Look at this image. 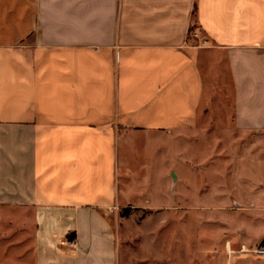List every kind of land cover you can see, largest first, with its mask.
Instances as JSON below:
<instances>
[{
  "label": "crops",
  "instance_id": "1",
  "mask_svg": "<svg viewBox=\"0 0 264 264\" xmlns=\"http://www.w3.org/2000/svg\"><path fill=\"white\" fill-rule=\"evenodd\" d=\"M0 208L32 264H122L126 211L151 264H264V0H0Z\"/></svg>",
  "mask_w": 264,
  "mask_h": 264
},
{
  "label": "rangeland",
  "instance_id": "2",
  "mask_svg": "<svg viewBox=\"0 0 264 264\" xmlns=\"http://www.w3.org/2000/svg\"><path fill=\"white\" fill-rule=\"evenodd\" d=\"M196 27L197 26L195 25V28ZM195 28L190 38L192 41H196L197 39L195 37ZM215 135H218L217 137L222 139L221 134L217 133ZM255 142H259V139L251 138V143L253 144ZM220 148L221 144L219 145V149ZM214 156L216 159V154L210 153L206 160L210 161L214 159ZM223 158L226 159L227 157L224 156ZM209 190L210 186L207 185L204 189V192L207 193ZM124 213L125 212H122V218L127 219V221L118 225L119 229L123 230L124 233L122 237V248L120 249L122 264H151L153 257L151 250L148 249L147 245L145 244V227L141 224L147 213H136L137 215L134 218H130V216H126ZM119 214H121V212H119ZM261 223H264V220H256V224H254L256 225V228H259L260 225L261 227L264 226ZM33 225V217L24 215L21 216L18 211L0 208V264H17L19 259L21 260L22 258V260L25 259L27 264L33 263ZM140 226H142L143 229L140 231V233H137V229ZM252 234L253 233H250L251 236H254ZM263 243L264 241L260 242V246ZM255 249L246 253L242 252V255H249V258L252 260L264 258V256H257L254 254L253 251ZM159 263L161 264V258Z\"/></svg>",
  "mask_w": 264,
  "mask_h": 264
},
{
  "label": "built area",
  "instance_id": "3",
  "mask_svg": "<svg viewBox=\"0 0 264 264\" xmlns=\"http://www.w3.org/2000/svg\"><path fill=\"white\" fill-rule=\"evenodd\" d=\"M195 37L197 38L198 36L195 34ZM253 252L257 256H264V243L261 246L257 247Z\"/></svg>",
  "mask_w": 264,
  "mask_h": 264
},
{
  "label": "trees",
  "instance_id": "4",
  "mask_svg": "<svg viewBox=\"0 0 264 264\" xmlns=\"http://www.w3.org/2000/svg\"><path fill=\"white\" fill-rule=\"evenodd\" d=\"M193 30H194V29L192 28L191 34H192ZM127 212H128V211H126L124 214L126 215V214H127Z\"/></svg>",
  "mask_w": 264,
  "mask_h": 264
}]
</instances>
